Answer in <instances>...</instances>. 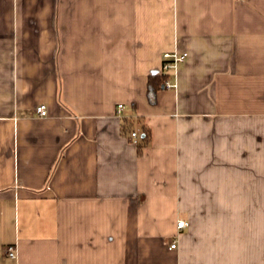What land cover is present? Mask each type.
<instances>
[{
	"label": "crops",
	"instance_id": "obj_1",
	"mask_svg": "<svg viewBox=\"0 0 264 264\" xmlns=\"http://www.w3.org/2000/svg\"><path fill=\"white\" fill-rule=\"evenodd\" d=\"M0 264H264V0H0Z\"/></svg>",
	"mask_w": 264,
	"mask_h": 264
},
{
	"label": "built area",
	"instance_id": "obj_2",
	"mask_svg": "<svg viewBox=\"0 0 264 264\" xmlns=\"http://www.w3.org/2000/svg\"><path fill=\"white\" fill-rule=\"evenodd\" d=\"M187 57V52H179L178 50L166 51L162 55V70L168 77L164 80V86L168 88H173L176 86L175 82L170 80L169 75H175L178 71L179 65L185 61ZM123 108V104H119L118 109L121 110ZM36 112L39 116H46L48 114V110L45 104H40L36 107ZM131 136L134 141H137L138 132L132 131ZM188 226V222L185 220H178L177 227L179 229L186 228ZM176 244H171V248L175 247ZM8 254L11 257H16V249L15 246H10L8 250Z\"/></svg>",
	"mask_w": 264,
	"mask_h": 264
},
{
	"label": "trees",
	"instance_id": "obj_3",
	"mask_svg": "<svg viewBox=\"0 0 264 264\" xmlns=\"http://www.w3.org/2000/svg\"><path fill=\"white\" fill-rule=\"evenodd\" d=\"M167 77H168V75L165 73L152 74L149 76L148 95H149V100L151 102L154 103L156 101V93L161 87H163L164 80ZM140 129H141L142 135L140 136L141 139H140V142L138 143V145H139V149H142L148 143L149 131L143 125H141Z\"/></svg>",
	"mask_w": 264,
	"mask_h": 264
}]
</instances>
